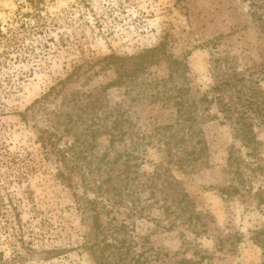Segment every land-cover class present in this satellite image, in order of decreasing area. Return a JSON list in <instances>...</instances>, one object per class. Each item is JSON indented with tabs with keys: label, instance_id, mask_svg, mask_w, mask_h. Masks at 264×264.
Instances as JSON below:
<instances>
[{
	"label": "rangeland",
	"instance_id": "rangeland-1",
	"mask_svg": "<svg viewBox=\"0 0 264 264\" xmlns=\"http://www.w3.org/2000/svg\"><path fill=\"white\" fill-rule=\"evenodd\" d=\"M264 0H0V264H264Z\"/></svg>",
	"mask_w": 264,
	"mask_h": 264
},
{
	"label": "trees",
	"instance_id": "trees-1",
	"mask_svg": "<svg viewBox=\"0 0 264 264\" xmlns=\"http://www.w3.org/2000/svg\"><path fill=\"white\" fill-rule=\"evenodd\" d=\"M262 254H263V256H264V248H262Z\"/></svg>",
	"mask_w": 264,
	"mask_h": 264
}]
</instances>
